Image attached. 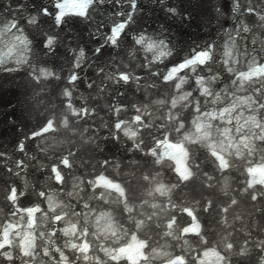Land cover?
Masks as SVG:
<instances>
[{
    "label": "clouds",
    "instance_id": "9594fccd",
    "mask_svg": "<svg viewBox=\"0 0 264 264\" xmlns=\"http://www.w3.org/2000/svg\"><path fill=\"white\" fill-rule=\"evenodd\" d=\"M127 2L131 38L94 48L97 0L0 24V142L24 154L0 152V264H264V0H173L185 37Z\"/></svg>",
    "mask_w": 264,
    "mask_h": 264
},
{
    "label": "water",
    "instance_id": "95a60500",
    "mask_svg": "<svg viewBox=\"0 0 264 264\" xmlns=\"http://www.w3.org/2000/svg\"><path fill=\"white\" fill-rule=\"evenodd\" d=\"M37 2V0H0V24H4L8 21H16L18 27H25L27 25V20L31 18L32 15L35 14L33 5ZM173 0H164V3H161V0H139L138 7L143 10V13H147L146 19L148 23H152L153 20H161L164 21L165 27H175L179 34L182 37L190 35L191 31H194L193 28H189L187 25H174L173 20L170 18H166L163 14V10L168 5L171 6ZM62 8H57V12L62 11L65 13V19L71 20L75 17V14L80 11V6L83 3V0H59ZM49 11H52V7L56 6V0H49ZM114 6V7H113ZM159 6V7H158ZM103 9H108L107 11H103ZM150 9V11H149ZM131 5L127 2V0H120L119 3L116 0H111V5H109L108 0H105V3L101 9V19L93 28V33L89 29H84L81 31V36L85 37L82 43H87L88 38H92L93 44L92 47L99 46V44L103 43L104 40H107L109 37L113 35V29L119 24H126V17L129 12H131ZM174 19V18H173ZM91 23V21H90ZM193 24L196 22L193 21ZM37 26H40L39 23ZM155 25L153 24V27ZM69 25V29H70ZM130 26L124 28V31L120 33L117 37L118 42H123L125 33L128 34L129 38H131L132 33L129 31ZM79 53V47L73 45L68 48L67 56L69 58V63L71 68L78 74V77L84 81L85 84L93 83L92 78L89 75H86L90 70L99 73V69L96 67L97 61L95 58H89L91 56L90 53L87 52L83 58V60L79 61L80 67L76 68L75 64L77 63V57ZM61 60H64V57H61ZM108 73L114 71V69L110 66V64L105 69ZM103 75V73H99ZM107 84V81H105ZM11 86L19 87L21 91L24 90L25 82L21 81L19 84L13 82ZM95 88V84H93ZM103 87V85H102ZM0 95H3L4 98L0 100V126L4 124L7 120L8 116H16V107L13 106L12 97L16 96V91H11V96L7 95V90L3 88V85H0ZM102 98L105 96V93H102ZM106 95L113 102L115 97L119 95V93H113L111 91V86L109 85L106 90ZM103 115V113H102ZM17 132L16 127L12 126L10 128V133L14 134ZM9 135V129L5 128L3 131H0V140L4 139V137ZM23 139H27L26 137H22ZM12 144H8L5 142H0V152L12 153L14 158H23V153L15 152V144L16 141L13 139L11 141ZM26 151L32 152L33 148L26 144ZM6 157L0 156V161L5 160ZM35 163V161H33ZM5 169L0 167V173H3Z\"/></svg>",
    "mask_w": 264,
    "mask_h": 264
},
{
    "label": "snow or ice",
    "instance_id": "6c2138e0",
    "mask_svg": "<svg viewBox=\"0 0 264 264\" xmlns=\"http://www.w3.org/2000/svg\"><path fill=\"white\" fill-rule=\"evenodd\" d=\"M98 3H105V0H97ZM117 3L120 2V0H116ZM125 28V24L121 23L118 26H116L113 29V35L110 37V39H113V41H115V38L118 37L120 35V30Z\"/></svg>",
    "mask_w": 264,
    "mask_h": 264
}]
</instances>
